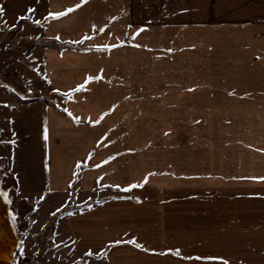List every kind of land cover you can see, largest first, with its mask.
Here are the masks:
<instances>
[{
	"label": "crops",
	"instance_id": "1",
	"mask_svg": "<svg viewBox=\"0 0 264 264\" xmlns=\"http://www.w3.org/2000/svg\"><path fill=\"white\" fill-rule=\"evenodd\" d=\"M201 3L200 23L189 27L199 36L201 65L214 61L230 63L233 70L254 71L255 92L264 98V0ZM0 4L3 8L1 0ZM68 8L74 10L59 18L50 15ZM7 11L14 25L31 21L38 26L32 28L40 41L33 53H39L40 66L54 89L72 94L66 114L46 113L48 127L40 128V134L69 130L73 135H89L99 132L96 128L116 129L128 97V82L120 77L121 71L126 73L133 65L129 55L141 53L144 42L137 0H23L20 4L11 0ZM2 15L5 19V7ZM89 76L96 79L88 80ZM53 148L47 141L32 142L24 156L38 176L36 185L44 186L35 197L44 199L39 211L49 203L50 223L73 197L96 198L97 179L96 171L85 169L79 188L71 191L78 168L96 163L84 148L75 151L64 145L59 153ZM45 156L49 171H43L47 175L43 185L38 161ZM101 171L97 176L102 182L116 180L109 173L113 169ZM182 180V186L149 188L144 186L147 178H142L122 187L124 198L68 213L57 220L50 242L53 254H46L56 255L62 264H264V204L254 203L262 196L233 192L222 173L208 168L199 174L185 173ZM257 180L252 179L263 181ZM79 205L77 200L75 206Z\"/></svg>",
	"mask_w": 264,
	"mask_h": 264
},
{
	"label": "rangeland",
	"instance_id": "2",
	"mask_svg": "<svg viewBox=\"0 0 264 264\" xmlns=\"http://www.w3.org/2000/svg\"><path fill=\"white\" fill-rule=\"evenodd\" d=\"M1 1L5 19L0 14V185L18 239L13 264H62L56 255L46 254H53L50 242L57 220L77 209L124 198L122 187L142 178H147L144 186L149 188L182 186L185 173L217 170L230 190L260 194L254 203L263 206L264 179L258 178L264 177V98L255 92L254 71L233 70L230 63L214 61L201 65L199 36L189 32L200 23L201 0H137L145 35L141 53L129 55L133 65L121 71L120 77L128 82L127 102L117 117L122 121L116 122V129L96 128L99 132L89 135L69 130L40 134V128L48 127L46 113L66 114L72 94L54 89L40 66L39 53H33L40 41L32 28L38 26L31 21L11 23V0ZM45 141L53 143L57 153L64 145L89 150L96 163L78 168L71 191L79 188L85 169L100 175L111 168L116 178L106 183L95 174L96 198L73 197L51 223L49 203L39 211L44 199L35 197L44 186L36 185L38 176L24 160L29 144ZM48 162V156L38 161L43 185ZM77 200L81 205L75 206Z\"/></svg>",
	"mask_w": 264,
	"mask_h": 264
},
{
	"label": "water",
	"instance_id": "3",
	"mask_svg": "<svg viewBox=\"0 0 264 264\" xmlns=\"http://www.w3.org/2000/svg\"><path fill=\"white\" fill-rule=\"evenodd\" d=\"M17 246L18 239L10 220L9 203L0 195V264H13Z\"/></svg>",
	"mask_w": 264,
	"mask_h": 264
},
{
	"label": "snow or ice",
	"instance_id": "4",
	"mask_svg": "<svg viewBox=\"0 0 264 264\" xmlns=\"http://www.w3.org/2000/svg\"><path fill=\"white\" fill-rule=\"evenodd\" d=\"M79 6H80L79 4L75 5V7H79ZM73 10H74V8H68L66 11L50 13V15H52L54 18H59V17H61V16H63V15H66L68 12H71V11H73ZM29 11H34V10H33V9H29ZM2 12H3V8L0 7V14H2ZM113 19H116V18L114 17ZM141 30H142V29H141ZM87 79H88V80H93V79H96V77L89 76ZM79 88H83V85L79 86ZM258 179H264V177H261V178H258ZM0 195H4V196H6L7 194H6V193H3V192H0ZM138 246H139V245H138ZM90 254H91V253H90Z\"/></svg>",
	"mask_w": 264,
	"mask_h": 264
},
{
	"label": "trees",
	"instance_id": "5",
	"mask_svg": "<svg viewBox=\"0 0 264 264\" xmlns=\"http://www.w3.org/2000/svg\"><path fill=\"white\" fill-rule=\"evenodd\" d=\"M55 226V227H54ZM53 227L56 229V225H54Z\"/></svg>",
	"mask_w": 264,
	"mask_h": 264
}]
</instances>
